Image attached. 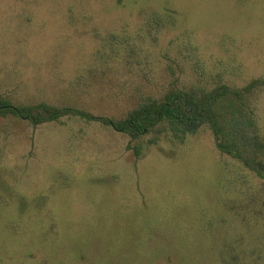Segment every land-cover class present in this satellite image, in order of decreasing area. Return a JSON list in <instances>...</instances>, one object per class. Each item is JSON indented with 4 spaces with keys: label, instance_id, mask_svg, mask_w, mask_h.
<instances>
[{
    "label": "rangeland",
    "instance_id": "1",
    "mask_svg": "<svg viewBox=\"0 0 264 264\" xmlns=\"http://www.w3.org/2000/svg\"><path fill=\"white\" fill-rule=\"evenodd\" d=\"M166 11L173 26L150 17ZM255 79L264 0H0V98L13 107L119 119L142 94ZM245 102L263 139L264 86ZM164 135L0 113V264H264V180L222 154L208 126ZM17 194L33 217L52 211L57 235L44 239L39 217L6 229Z\"/></svg>",
    "mask_w": 264,
    "mask_h": 264
},
{
    "label": "trees",
    "instance_id": "2",
    "mask_svg": "<svg viewBox=\"0 0 264 264\" xmlns=\"http://www.w3.org/2000/svg\"><path fill=\"white\" fill-rule=\"evenodd\" d=\"M150 17L159 20L164 18L167 20L165 23L168 22L172 26L176 23L174 17L170 15V11L152 12ZM261 86H264V81L255 79L241 88L219 85L207 91L201 89L199 92L193 87L188 89L172 88L161 98H156L151 94H142L140 98H136L130 103L129 107L125 109V115L119 119L95 116L76 108L54 107L44 103L17 108L1 98L0 113L20 116L29 120L33 126L58 121L64 116H75L112 127L127 135L131 141H141L148 134H154L155 137L165 134L164 136L170 141H175V139L185 141L192 134H197L201 127L208 126L214 135L216 148L222 154L237 160L254 177L264 180V161L262 159L264 138L262 139L259 134V127L251 112H249L250 115L245 113L246 95ZM136 90L137 93L142 92L140 87ZM127 148H131L136 157L140 156L141 149L138 146L129 145ZM239 176L236 178L238 181L240 180ZM244 192L250 195V199L252 197L250 204L255 205L257 192L252 193L249 188ZM253 194L255 195L252 196ZM15 197L12 200L17 199L22 209L20 208L13 214L9 220V223L13 224L7 225V230L17 233L22 224L32 223L35 218L39 217L40 220H45L47 225L51 226L44 232L43 238L50 239L57 235L52 230L54 229V218L51 216L53 213L50 209L33 217V214L26 213L25 209L28 205L26 198L18 194ZM0 202L3 203L1 198ZM225 263L230 264L229 262Z\"/></svg>",
    "mask_w": 264,
    "mask_h": 264
}]
</instances>
